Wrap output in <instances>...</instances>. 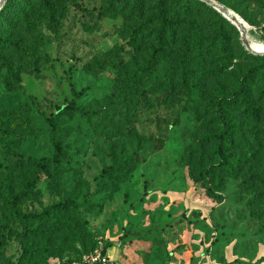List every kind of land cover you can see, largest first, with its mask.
I'll list each match as a JSON object with an SVG mask.
<instances>
[{
  "label": "rangeland",
  "instance_id": "rangeland-1",
  "mask_svg": "<svg viewBox=\"0 0 264 264\" xmlns=\"http://www.w3.org/2000/svg\"><path fill=\"white\" fill-rule=\"evenodd\" d=\"M216 1L243 18L251 46L263 51L264 0ZM108 5L63 0L55 22L36 13L34 29L15 31L34 51L16 58L22 82L15 90L6 88L0 70V223L20 227L6 205L2 180L13 174L18 185L29 173L28 158L54 153L48 118L75 99L88 115L59 116L62 165L42 173L20 209L40 212L75 196L86 224L67 222L56 230L45 225L36 242L51 252L31 264L80 259L107 244L106 253L118 264H264L263 188L244 184L257 172L264 175V103L256 100L260 121L235 116L238 136L254 144L255 163L237 177L217 175L212 183L197 167L214 158L219 127L210 115L212 102L231 95L236 78L260 60L240 54L246 49L241 32L227 19L233 58L224 66V56L209 41L198 50L201 62L191 61L188 86L168 88L165 77L175 62L164 58L149 75L138 76L146 48L132 42V22ZM207 12L201 11V29L210 36ZM256 81L255 99L263 87ZM124 156L139 161L125 180L104 173ZM20 253L17 241L9 243L0 248V264L17 261Z\"/></svg>",
  "mask_w": 264,
  "mask_h": 264
},
{
  "label": "trees",
  "instance_id": "trees-1",
  "mask_svg": "<svg viewBox=\"0 0 264 264\" xmlns=\"http://www.w3.org/2000/svg\"><path fill=\"white\" fill-rule=\"evenodd\" d=\"M62 2L63 0H7L0 9V70L5 71L3 82L8 90H15L22 82L21 67L17 64L16 58L19 54H31L34 51L32 45L15 36V31L22 26L34 29L39 22L38 17L55 22L58 11L63 8ZM108 2L110 8L121 12L127 21L132 22V42L146 48V56L138 68V76L149 75L151 69L162 59L170 58L175 63L166 74L165 84L168 88H174L177 84L188 86L187 82L194 70L191 61L196 59L197 63L201 62L198 50L209 41L211 43L208 45L216 47L224 56L222 58L224 66L225 62L234 56L233 47L226 33V25L231 27L233 25L202 0H108ZM203 8L209 11L207 14L211 25L210 36L205 35L201 29L200 19L206 20L205 15L201 13ZM36 13L38 17H35ZM240 54L259 59L260 62L236 78V87L231 95H220L210 106L212 108L210 115L219 127L214 135V158L205 165L198 164L197 167L202 178L211 183L215 182L217 175L237 177L247 166L257 161L254 144L247 138L238 136L239 125L235 121V116L240 114L243 120H261L262 109L259 102L264 103V55L252 54L244 47L240 49ZM135 68L137 67H133ZM258 78L262 81L263 87L255 99L252 92ZM131 83L138 85L135 80ZM72 91L76 97L82 96V91H77L74 87ZM71 111L88 115L75 99H71L58 107L57 112L48 118L54 153L50 157L28 158L26 165H29V173L18 185L14 182L13 174L2 180L7 198L6 205L20 226L16 227L9 221L0 223V248L13 241H17L20 246L19 258L9 264H31L39 260L43 252L46 254L51 252L47 246L43 247L36 242L45 225L56 230L67 222L72 225L79 223V226L81 222L86 224L81 216L82 203H79L75 196H67L44 207L40 212H22L20 209V204L32 197L42 173L48 172L52 166L62 165L65 150L60 137L62 130L59 116ZM239 149L242 152L234 155ZM138 165L139 161L135 156H124L106 167L104 173L115 174L121 180H125L130 171ZM244 182L246 187L250 185L262 187L261 196L264 195V175L261 172L255 173ZM219 186L220 182L216 187ZM109 246L105 245L103 252H107ZM73 260L78 259H68L65 262Z\"/></svg>",
  "mask_w": 264,
  "mask_h": 264
},
{
  "label": "water",
  "instance_id": "water-1",
  "mask_svg": "<svg viewBox=\"0 0 264 264\" xmlns=\"http://www.w3.org/2000/svg\"><path fill=\"white\" fill-rule=\"evenodd\" d=\"M7 0H0V9L2 8V6L5 4ZM204 2H206L207 4L211 5L212 7H214L216 10H218L220 13L223 14V16H225L228 20H230L233 24L236 25L238 19L235 16L234 10L225 7L224 5H222L221 3H219L216 0H202ZM240 32H241V38L242 41L246 47V49L252 53L255 54H260V55H264V50L263 51H259L254 49L250 42L249 39L247 38V31L241 30L240 27L238 26ZM250 28H252V26L250 25Z\"/></svg>",
  "mask_w": 264,
  "mask_h": 264
},
{
  "label": "built area",
  "instance_id": "built-area-1",
  "mask_svg": "<svg viewBox=\"0 0 264 264\" xmlns=\"http://www.w3.org/2000/svg\"><path fill=\"white\" fill-rule=\"evenodd\" d=\"M59 264H118L103 249L97 250L92 254L85 255L81 259L69 262H60Z\"/></svg>",
  "mask_w": 264,
  "mask_h": 264
},
{
  "label": "bare ground",
  "instance_id": "bare-ground-1",
  "mask_svg": "<svg viewBox=\"0 0 264 264\" xmlns=\"http://www.w3.org/2000/svg\"><path fill=\"white\" fill-rule=\"evenodd\" d=\"M235 12V11H234ZM235 16L237 17L238 21L236 23L237 27L239 26L241 30L246 31L249 27L248 25L245 23V21L243 20L242 17H240L239 15L235 14ZM260 51V50H259Z\"/></svg>",
  "mask_w": 264,
  "mask_h": 264
}]
</instances>
